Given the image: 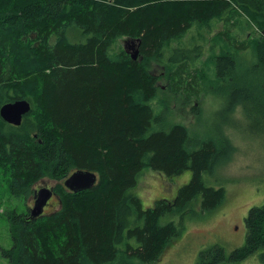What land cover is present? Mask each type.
I'll return each mask as SVG.
<instances>
[{
  "label": "trees",
  "instance_id": "obj_1",
  "mask_svg": "<svg viewBox=\"0 0 264 264\" xmlns=\"http://www.w3.org/2000/svg\"><path fill=\"white\" fill-rule=\"evenodd\" d=\"M213 20L226 32L211 42V53L220 50L212 55L217 77L229 95L242 90L243 134L264 141V0H0V109L31 104L20 126L0 116V171L15 199L33 195L45 178L56 183L58 198L57 209L37 219L31 209L5 210L10 264H153L181 231L163 218L183 221L194 206L211 212L223 205L225 190L203 177L233 149L229 138L191 149L188 128L164 130L151 71L168 45L195 28L211 29ZM246 23L258 31L253 43L236 38ZM121 39L135 43L141 61L114 51ZM251 49L255 62L235 67ZM202 51L174 50L165 67L171 89L188 100L199 95L193 67ZM81 170L95 173L98 184L71 192L64 183ZM145 170L170 178L191 172L192 179L173 202L145 208L134 194ZM245 224L244 247L227 254L216 246L198 264H241L264 251V205L252 208Z\"/></svg>",
  "mask_w": 264,
  "mask_h": 264
},
{
  "label": "rangeland",
  "instance_id": "obj_2",
  "mask_svg": "<svg viewBox=\"0 0 264 264\" xmlns=\"http://www.w3.org/2000/svg\"><path fill=\"white\" fill-rule=\"evenodd\" d=\"M210 26L211 29L190 30L181 41L167 46L162 61H152L151 71L158 77L160 87L158 98L153 101V107L157 114L160 112L162 116L164 115L160 120V126L164 130L173 124L188 128V146L191 149L203 143L210 141L217 143L221 140L223 142L225 138H229L233 149L229 150L217 163L218 167L214 168L212 173L205 174L203 177L206 185L224 189L226 200L220 208L211 212H203L200 205L194 206L195 212L192 217L187 216L183 221L178 215L163 218L162 224L175 222L181 231L179 236L169 240L164 254L153 264H198L201 253L216 246L223 247L227 254L244 247L247 239L245 219L252 208L264 205V141L245 135L241 130L246 124L240 108L242 106L239 108L237 106L242 99V90L239 92L234 90L233 94L229 95L227 89L223 88V82L217 77V67L212 57L213 54L220 53V50L211 53L210 49L211 42L216 39L217 34L226 33L225 27L215 20L210 23ZM257 35V29L246 23L240 26L236 38L241 42L253 43ZM128 42L130 41L126 42L125 39L119 40L114 51L120 53L121 50H125L129 51L127 52L129 55L133 54L134 51L126 47ZM197 45L202 46L203 56L194 60L193 69L201 83V88L198 98L188 100L185 95L171 89L170 78L165 67L168 63H173L171 58L174 50L193 51ZM197 54L196 51L190 56ZM255 59L254 50L242 52L235 67L236 65L237 67L248 66L249 63H254ZM138 60L141 61V58ZM231 97L235 107L232 101L229 104ZM225 110H229L226 113L228 114L226 119L222 114ZM0 172L6 176L5 179L0 173V264H10L3 255V251L13 247L11 227L4 216L5 210L16 208L19 212H25L32 209L35 204V193L23 199L13 198L9 190L7 173L3 169ZM191 179V172L170 178L153 170H145L139 178L134 194L140 198L145 208L153 207L162 199L173 202L179 190L189 184ZM55 185L54 181L45 178L35 183L32 190L36 192L37 189L53 188ZM53 198L45 209V215L58 207V199ZM58 236L61 237L59 234ZM51 238L55 239L56 236L53 234ZM263 253L264 251L259 252L241 264H264L261 260Z\"/></svg>",
  "mask_w": 264,
  "mask_h": 264
},
{
  "label": "water",
  "instance_id": "obj_3",
  "mask_svg": "<svg viewBox=\"0 0 264 264\" xmlns=\"http://www.w3.org/2000/svg\"><path fill=\"white\" fill-rule=\"evenodd\" d=\"M133 47V54H130L134 61L138 60L139 48L134 42H130ZM128 48V47H127ZM129 49V48H128ZM129 53V51H127ZM31 111V104L27 100H21L16 103L7 104L1 109L2 119L10 125L20 126L25 115ZM98 182V177L90 171H77L72 174L64 183L65 187L71 192L78 193L93 189ZM56 197L53 188H41L35 192V204L31 209V216L35 219L42 216L49 201ZM58 199V198H57Z\"/></svg>",
  "mask_w": 264,
  "mask_h": 264
},
{
  "label": "flooded vegetation",
  "instance_id": "obj_4",
  "mask_svg": "<svg viewBox=\"0 0 264 264\" xmlns=\"http://www.w3.org/2000/svg\"><path fill=\"white\" fill-rule=\"evenodd\" d=\"M126 47H128L130 50H134L133 49V47H132V44L130 43V42H128V43H126ZM37 190H39V189H37ZM36 190V191H37ZM54 198H52L50 201H49V205H50V203H51V201L53 200ZM35 200V199H34Z\"/></svg>",
  "mask_w": 264,
  "mask_h": 264
},
{
  "label": "bare ground",
  "instance_id": "obj_5",
  "mask_svg": "<svg viewBox=\"0 0 264 264\" xmlns=\"http://www.w3.org/2000/svg\"><path fill=\"white\" fill-rule=\"evenodd\" d=\"M184 62H185V61H184ZM191 69H192V68H191ZM17 102H18V101H17ZM14 103H16V102H14ZM9 104H12V103H9ZM6 105H7V104H6ZM4 106H5V105H4ZM2 107H3V106H2ZM1 109H2V108H1ZM1 109H0V116H1ZM1 118H2V116H1ZM54 193H55V192H54ZM34 197H35V196H34ZM48 206H49V203H48ZM48 206H47V207H48ZM47 207H46V208H47ZM46 208H45V209H46ZM44 212H45V211H44ZM43 214H44V213H43Z\"/></svg>",
  "mask_w": 264,
  "mask_h": 264
}]
</instances>
